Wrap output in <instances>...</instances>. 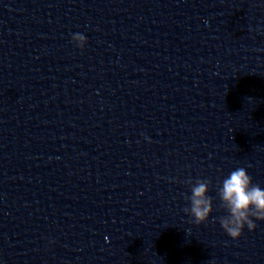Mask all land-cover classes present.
<instances>
[{
  "label": "clouds",
  "instance_id": "obj_1",
  "mask_svg": "<svg viewBox=\"0 0 264 264\" xmlns=\"http://www.w3.org/2000/svg\"><path fill=\"white\" fill-rule=\"evenodd\" d=\"M72 40L77 47L83 49L87 42L85 35L74 33ZM191 185V195L187 197L190 206L184 209L192 218L193 223H205L213 211V197L208 195L210 181L197 179ZM220 207L227 215L219 217L224 232L232 239H238L245 227L249 231L257 227L255 221H264V188L252 182L246 168L234 169L225 177L217 190Z\"/></svg>",
  "mask_w": 264,
  "mask_h": 264
}]
</instances>
